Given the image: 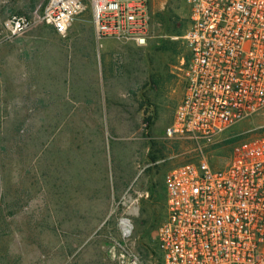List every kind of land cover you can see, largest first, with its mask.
I'll return each instance as SVG.
<instances>
[{"label":"rangeland","instance_id":"374dc122","mask_svg":"<svg viewBox=\"0 0 264 264\" xmlns=\"http://www.w3.org/2000/svg\"><path fill=\"white\" fill-rule=\"evenodd\" d=\"M146 1L154 36L139 46L97 39L88 0L65 36L41 21L50 0H0V264H156L166 172L221 168L264 135L262 109L204 147L164 136L185 87L186 7ZM13 17L28 23L15 35Z\"/></svg>","mask_w":264,"mask_h":264},{"label":"built area","instance_id":"2783aa9c","mask_svg":"<svg viewBox=\"0 0 264 264\" xmlns=\"http://www.w3.org/2000/svg\"><path fill=\"white\" fill-rule=\"evenodd\" d=\"M97 39L145 45L155 23L146 0H88ZM183 95L164 136L207 146L264 109V0H183ZM83 0H50L41 21L65 36ZM28 26L6 20L15 35ZM163 34H158L162 38ZM156 264H264V135L164 175ZM129 264H138L132 257Z\"/></svg>","mask_w":264,"mask_h":264},{"label":"bare ground","instance_id":"6f19581e","mask_svg":"<svg viewBox=\"0 0 264 264\" xmlns=\"http://www.w3.org/2000/svg\"><path fill=\"white\" fill-rule=\"evenodd\" d=\"M120 227H122L121 231L124 235H126L129 232L130 229V223L127 219H121Z\"/></svg>","mask_w":264,"mask_h":264},{"label":"trees","instance_id":"16d2710c","mask_svg":"<svg viewBox=\"0 0 264 264\" xmlns=\"http://www.w3.org/2000/svg\"><path fill=\"white\" fill-rule=\"evenodd\" d=\"M227 142H231V140L227 141Z\"/></svg>","mask_w":264,"mask_h":264},{"label":"water","instance_id":"95a60500","mask_svg":"<svg viewBox=\"0 0 264 264\" xmlns=\"http://www.w3.org/2000/svg\"><path fill=\"white\" fill-rule=\"evenodd\" d=\"M123 219H125V218H123Z\"/></svg>","mask_w":264,"mask_h":264}]
</instances>
